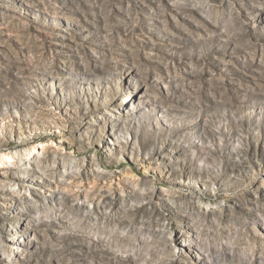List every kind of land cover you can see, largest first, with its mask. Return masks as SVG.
<instances>
[{"label": "rangeland", "instance_id": "1", "mask_svg": "<svg viewBox=\"0 0 264 264\" xmlns=\"http://www.w3.org/2000/svg\"><path fill=\"white\" fill-rule=\"evenodd\" d=\"M29 158L0 264H264V0H0V187Z\"/></svg>", "mask_w": 264, "mask_h": 264}, {"label": "bare ground", "instance_id": "2", "mask_svg": "<svg viewBox=\"0 0 264 264\" xmlns=\"http://www.w3.org/2000/svg\"><path fill=\"white\" fill-rule=\"evenodd\" d=\"M109 117L113 118L114 120H116L117 122L119 121H123V118H121V116L119 114L117 115H113L110 114ZM107 117V118H109ZM128 116H125V119H128ZM88 130H92L91 127L88 128ZM32 159V158H31ZM36 161V160H35ZM32 163H34V161L29 159H26L25 162H23L20 165H14V167L16 168V170H20V174L21 175H14L12 177V183L0 187V205L2 206H7L10 204V202H13L15 199V191H18L20 189V192L22 193L26 187H28V190L32 192V189L34 187L33 184H35V178L38 177L39 181L41 179H43L44 176V171H42L40 168H38L37 166L34 165V167L31 165ZM26 164V165H24ZM13 165V163H12ZM30 169V170H28ZM74 171V167L72 165H69L68 167H66L62 173H63V177L64 178H70L72 173ZM25 173H30L31 175L29 176H25ZM41 178V179H40ZM56 183L54 182H44V187L46 189V191L51 192L52 194H54L55 197L62 198L63 195L67 192V189H63V190H56ZM22 201V200H21ZM20 201V202H21ZM33 204V203H32ZM21 208V207H20ZM15 213L23 220H25L26 215H28L29 213H27L26 210H22V209H18L17 211H15ZM17 232V230H14V232ZM12 232V231H11ZM24 238H26L25 242L28 243L27 240L28 236H24ZM9 241L11 242V244L14 247H18L17 243H19L20 241H22V239H18L17 235H13L11 236V239H9ZM186 245H188L189 250L193 253H196L198 257H200L201 255H204L205 257H207V253L205 251H202L199 249L198 246L195 245V242H186Z\"/></svg>", "mask_w": 264, "mask_h": 264}]
</instances>
